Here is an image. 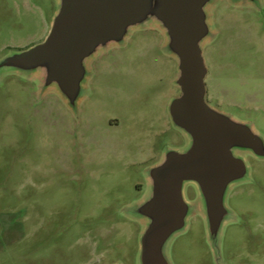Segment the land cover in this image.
I'll return each mask as SVG.
<instances>
[{"label":"rangeland","instance_id":"1","mask_svg":"<svg viewBox=\"0 0 264 264\" xmlns=\"http://www.w3.org/2000/svg\"><path fill=\"white\" fill-rule=\"evenodd\" d=\"M59 7L0 0V62L42 43ZM206 10V100L264 140V0H211ZM167 43L155 20L132 27L86 61L88 69L100 52L112 56L99 72L95 64L74 107L41 71L0 70V264H141L149 220L136 209L151 196L150 171L191 145L169 118L181 90ZM41 90L58 103L45 122ZM235 153L248 175L227 189L218 244L200 190L187 182L190 213L167 245L169 264H264V158Z\"/></svg>","mask_w":264,"mask_h":264},{"label":"water","instance_id":"2","mask_svg":"<svg viewBox=\"0 0 264 264\" xmlns=\"http://www.w3.org/2000/svg\"><path fill=\"white\" fill-rule=\"evenodd\" d=\"M47 38L13 53L1 69L41 71L45 87L55 86L74 107L88 76L86 61L99 50L121 43L129 30L149 20L162 25L167 47L179 61L181 94L170 105L174 124L191 138L185 152L170 150L150 171L152 193L136 213L149 223L141 237V264H169L170 239L185 229L190 206L187 182L197 184L204 200L210 240L216 246L229 216L228 187L248 175L236 150L264 158V140L247 124L212 108L206 100L207 67L202 44L210 34L207 6L211 0H59ZM238 2L253 0H236Z\"/></svg>","mask_w":264,"mask_h":264},{"label":"flooded vegetation","instance_id":"3","mask_svg":"<svg viewBox=\"0 0 264 264\" xmlns=\"http://www.w3.org/2000/svg\"><path fill=\"white\" fill-rule=\"evenodd\" d=\"M114 45H118V44H114ZM108 49H110V48H108ZM108 49H104L102 51H106ZM110 54H111L110 52H107V54L100 52V55H102V57L99 58V60L95 61L94 63H91L88 67V80L90 79L91 74H92L93 70L96 68V66L98 68L97 71L99 72L101 70V67L105 66L106 64L109 65V60L112 57ZM95 64H97V65L95 66ZM94 66H95V68H93ZM53 91H55L56 93H59V92H57V90H53ZM41 92H42V95L37 102L36 114H37V118H39L42 122H45V120L50 115L57 113L58 103L56 101V98L51 97L50 95H45V92L42 90H41ZM169 108H170V106H169ZM91 114H92V112H91ZM169 118L171 120L172 125H175L173 120H172L170 110H169ZM251 154L254 155L253 153H251Z\"/></svg>","mask_w":264,"mask_h":264}]
</instances>
